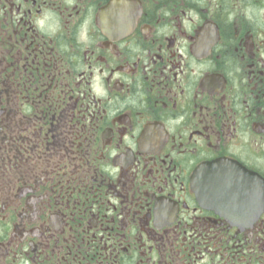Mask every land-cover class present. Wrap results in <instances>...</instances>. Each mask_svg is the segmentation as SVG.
I'll return each instance as SVG.
<instances>
[{"label": "flooded vegetation", "instance_id": "flooded-vegetation-1", "mask_svg": "<svg viewBox=\"0 0 264 264\" xmlns=\"http://www.w3.org/2000/svg\"><path fill=\"white\" fill-rule=\"evenodd\" d=\"M264 0H0V264H264Z\"/></svg>", "mask_w": 264, "mask_h": 264}]
</instances>
